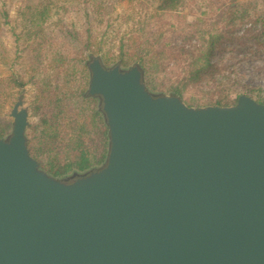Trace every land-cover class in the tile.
Wrapping results in <instances>:
<instances>
[{"label":"water","instance_id":"1","mask_svg":"<svg viewBox=\"0 0 264 264\" xmlns=\"http://www.w3.org/2000/svg\"><path fill=\"white\" fill-rule=\"evenodd\" d=\"M88 69L106 164L46 172L20 99L0 137V264H264V104L192 107L138 66Z\"/></svg>","mask_w":264,"mask_h":264},{"label":"trees","instance_id":"2","mask_svg":"<svg viewBox=\"0 0 264 264\" xmlns=\"http://www.w3.org/2000/svg\"><path fill=\"white\" fill-rule=\"evenodd\" d=\"M28 1L26 41L32 42V56L41 67L58 26L60 47L49 64L52 72L45 69L41 79L33 76L37 119L27 131L31 155L58 178L96 171L106 164L109 129L102 107L88 93L93 57L124 70L138 66L149 89L178 96L188 106H232L231 94L241 85L236 69L241 49L253 53L264 46V6L259 10L240 0H135L141 8L125 15V30H119L112 43L107 41L111 25L94 36L91 19L94 14L103 23L102 17L115 10V0H62L85 12V29L54 19L50 0ZM1 26L0 22V37ZM4 51L0 43V55ZM191 86L198 96L184 98ZM246 88L251 94L257 92V102L264 104L263 89ZM10 129L11 124L0 118V137Z\"/></svg>","mask_w":264,"mask_h":264},{"label":"rangeland","instance_id":"3","mask_svg":"<svg viewBox=\"0 0 264 264\" xmlns=\"http://www.w3.org/2000/svg\"><path fill=\"white\" fill-rule=\"evenodd\" d=\"M50 1H52L51 8L54 19H63L64 24L70 25L73 23L82 29L87 28L85 12H78V6L69 7L63 3L62 0ZM115 2V10L112 14H107L102 17V20L104 19L103 23L100 22L101 17L96 18L94 14H92L91 19L94 36L99 37L101 32H103L107 26L111 25L110 33L107 38L109 43H112V40H114V37L119 30L121 31L120 33L124 32L125 15L131 13L134 8H141L140 4H136L135 0H115ZM240 2L244 4L252 3V5H255L259 10L264 6L263 0H240ZM29 3L28 0H0V22L2 24L0 43L5 48V51L0 55V107H2L0 118H3L11 125L12 118L10 117V114L13 107L20 99L23 101V107L29 111L30 125L36 121L37 118L33 116V105L37 98V88L33 82V76L35 75L37 79H41L42 76H44L43 73L45 72V69H49L50 73L52 72V68L49 64L52 57L59 51L58 48L60 47V42L57 39L58 26L55 25V32L52 34V49L48 53L47 59L44 62L45 66L41 67L36 63L31 52L33 44L32 42L26 41L27 36L25 34L26 19L28 18L26 14V6L29 5ZM192 9L195 10L196 7ZM202 9L204 11L205 6ZM5 14H7V18L4 17ZM253 51V53L247 51L244 47L239 54L236 69L240 75L241 85L237 86L236 92L231 94L234 103H236L238 98L242 95L249 96L257 101L258 93L254 92L251 94L246 87H249L250 89L256 88L257 90H264V46H259V48H255ZM106 66L109 67L114 65L109 64ZM34 69H37V71ZM78 81L80 84V74L78 75ZM21 82L25 83L23 88L18 87V84ZM84 83H86V80H84ZM153 92L163 94L158 91ZM194 94L196 95V98L198 96L196 94V87L191 86L185 93L184 98L191 97ZM96 101L97 106L102 107L100 101L97 99ZM10 131H8L3 137L8 135ZM71 175L79 174L70 173L63 178H67Z\"/></svg>","mask_w":264,"mask_h":264},{"label":"flooded vegetation","instance_id":"4","mask_svg":"<svg viewBox=\"0 0 264 264\" xmlns=\"http://www.w3.org/2000/svg\"><path fill=\"white\" fill-rule=\"evenodd\" d=\"M98 101H100L99 97H95ZM19 101V100H18ZM8 135H6L5 137H7Z\"/></svg>","mask_w":264,"mask_h":264}]
</instances>
